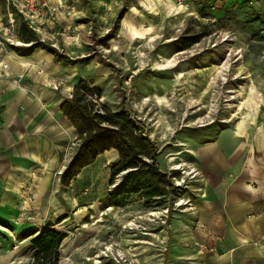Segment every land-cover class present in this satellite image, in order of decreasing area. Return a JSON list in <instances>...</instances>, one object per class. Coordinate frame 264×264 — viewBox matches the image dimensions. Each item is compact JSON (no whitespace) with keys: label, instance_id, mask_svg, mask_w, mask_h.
Listing matches in <instances>:
<instances>
[{"label":"rangeland","instance_id":"374dc122","mask_svg":"<svg viewBox=\"0 0 264 264\" xmlns=\"http://www.w3.org/2000/svg\"><path fill=\"white\" fill-rule=\"evenodd\" d=\"M40 2L47 5L30 26L42 42L78 62L73 69L101 92V105L114 112L124 106L145 127L159 148L160 169L175 187L174 179L191 167L183 160L190 138L247 120L250 105L258 107L264 123V0ZM22 18L0 0V77L10 67H2L6 55L27 47ZM74 144L66 152V168L78 153L80 142ZM118 161L116 151L105 153L70 187L62 185L66 169L56 173L57 209L47 214L0 205V264H34L30 241L48 227L67 236L60 264H170L172 219L190 210L182 198L198 178L163 201L133 198L124 208L110 207L109 196L120 183L111 186L110 166ZM108 247L112 251L102 254Z\"/></svg>","mask_w":264,"mask_h":264},{"label":"crops","instance_id":"0c3cea01","mask_svg":"<svg viewBox=\"0 0 264 264\" xmlns=\"http://www.w3.org/2000/svg\"><path fill=\"white\" fill-rule=\"evenodd\" d=\"M4 59L2 67H10L0 77V205L47 214L57 207L56 173L78 142L61 107L80 81L79 68L44 49ZM257 113L186 143L183 160L199 176L182 198L190 210L172 219L170 264H264V123Z\"/></svg>","mask_w":264,"mask_h":264},{"label":"trees","instance_id":"16d2710c","mask_svg":"<svg viewBox=\"0 0 264 264\" xmlns=\"http://www.w3.org/2000/svg\"><path fill=\"white\" fill-rule=\"evenodd\" d=\"M20 29L23 42L29 46L16 50L19 55H31L38 49H44L55 56L57 63L64 66L78 64L42 42L39 34L24 18ZM114 35H109L106 40L114 38ZM185 48L179 49L182 51ZM101 98L100 91L81 80L71 98L62 104L61 111L77 131L80 142L77 155L63 173L62 185L70 187L84 169L94 165L100 156L114 150L118 153L119 161L110 166V184L114 186L118 179L120 183L109 196L110 207L124 208L133 198L154 203L181 193L182 189L174 186L172 177L160 169L159 148L151 141L145 127L124 106L114 112L98 102ZM66 237L52 227L40 231L30 241L35 251L34 264H60L61 246Z\"/></svg>","mask_w":264,"mask_h":264},{"label":"built area","instance_id":"2783aa9c","mask_svg":"<svg viewBox=\"0 0 264 264\" xmlns=\"http://www.w3.org/2000/svg\"><path fill=\"white\" fill-rule=\"evenodd\" d=\"M7 3L11 6H13L14 8L17 9V11L23 15V17H25L26 21L30 24V20H34L37 19L41 16V9L39 7H45L47 4H41L40 0H6ZM13 20H11V24L13 25ZM32 28V26H30ZM29 46V45H26ZM3 52V49L0 47V54ZM5 69L6 66H4ZM187 165V164H186ZM187 168H189V171H186V169H183L182 171V177L180 178H175L174 180H176L175 185L176 187H187L188 183L190 182V180H195L198 178L199 173L196 171V169L190 167V166H186ZM183 200H181L180 202H182ZM182 205V204H180ZM206 246L202 245L201 248L204 249Z\"/></svg>","mask_w":264,"mask_h":264},{"label":"bare ground","instance_id":"6f19581e","mask_svg":"<svg viewBox=\"0 0 264 264\" xmlns=\"http://www.w3.org/2000/svg\"><path fill=\"white\" fill-rule=\"evenodd\" d=\"M130 17H131V15H130ZM130 17H128L127 20H129ZM253 90H254V89H253ZM256 96H257V99H259V101H258L257 104H256V106H258L259 103L261 102V99H260L259 94H256ZM249 108H250V110L254 111V110H256L258 107H255V106H253V105H250ZM111 251H112L111 247H108V248L106 249V252H103L102 254H106V253H109V252H111ZM121 257H122V256H121ZM95 264H101V262H100V261H97Z\"/></svg>","mask_w":264,"mask_h":264},{"label":"water","instance_id":"95a60500","mask_svg":"<svg viewBox=\"0 0 264 264\" xmlns=\"http://www.w3.org/2000/svg\"><path fill=\"white\" fill-rule=\"evenodd\" d=\"M118 185V184H117Z\"/></svg>","mask_w":264,"mask_h":264}]
</instances>
